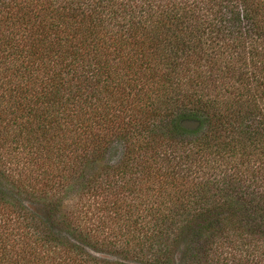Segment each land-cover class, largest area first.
<instances>
[{
    "label": "trees",
    "instance_id": "trees-1",
    "mask_svg": "<svg viewBox=\"0 0 264 264\" xmlns=\"http://www.w3.org/2000/svg\"><path fill=\"white\" fill-rule=\"evenodd\" d=\"M132 263L264 264V0H0V264Z\"/></svg>",
    "mask_w": 264,
    "mask_h": 264
},
{
    "label": "water",
    "instance_id": "water-1",
    "mask_svg": "<svg viewBox=\"0 0 264 264\" xmlns=\"http://www.w3.org/2000/svg\"><path fill=\"white\" fill-rule=\"evenodd\" d=\"M180 125L189 130H194L199 126V121L197 119H182Z\"/></svg>",
    "mask_w": 264,
    "mask_h": 264
},
{
    "label": "rangeland",
    "instance_id": "rangeland-1",
    "mask_svg": "<svg viewBox=\"0 0 264 264\" xmlns=\"http://www.w3.org/2000/svg\"><path fill=\"white\" fill-rule=\"evenodd\" d=\"M73 197L77 199V195H74ZM99 255L101 256V255H104V254H99ZM132 264H139V263H132Z\"/></svg>",
    "mask_w": 264,
    "mask_h": 264
}]
</instances>
